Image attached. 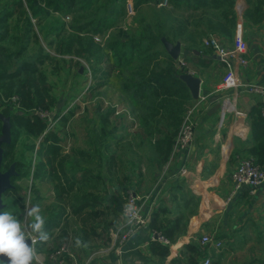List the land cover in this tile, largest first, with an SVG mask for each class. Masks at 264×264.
I'll use <instances>...</instances> for the list:
<instances>
[{
	"label": "rangeland",
	"instance_id": "obj_1",
	"mask_svg": "<svg viewBox=\"0 0 264 264\" xmlns=\"http://www.w3.org/2000/svg\"><path fill=\"white\" fill-rule=\"evenodd\" d=\"M12 3V0H0V14L11 8ZM23 8L7 21L8 37L0 43V47L3 46L0 50L3 53L0 54V71H12L22 61L37 57L40 64H36V73L26 72L19 78L0 80V112L15 118L11 120V130L18 136L13 149L4 147L6 152L2 170L6 171L10 165L16 166L17 161H21V167L15 170L23 173V176L14 180L12 185L27 204L21 208L13 198L7 197L3 199V210L23 218L25 210L30 208L29 203L37 201L46 220L53 215L52 210L58 205L53 190L54 181L51 178L34 179L32 176L41 163L44 150L56 145L59 153L67 156L70 175L81 177L85 171L88 173L87 181L78 184L76 195L90 194L92 203L104 199V206H109L108 214H105L107 220L102 227L99 226L102 215L97 213L90 216L88 226L92 230L86 235L80 221L69 216L60 228L51 232L42 251L35 248L37 255L34 263H55L56 251L64 246L66 250L62 257L65 264H92L94 258L90 254L109 244L108 219L114 213L115 199L120 198L125 203L130 191L145 192L153 181V174L163 169V165L159 167L153 163L156 153H152V144L149 140L147 143L145 133L139 126L138 115L132 113L129 99L119 90L120 82L116 75L107 80L99 78L100 70L108 65L106 60L111 57L108 43L122 31L135 32L134 25L141 20L151 24V31L155 35L159 31L158 24L163 25V29L173 27L178 32L182 21L187 26L181 40H178L181 42V53L177 60L181 63L185 52L195 60L193 47L202 51L208 48L210 51V46L204 41L206 38H214L228 46L232 43L241 12L231 11L228 5L217 10L178 11L172 9L169 0H163L160 5L144 4L141 10L136 11L134 0H128L126 13L116 16L113 27L105 26L93 33L89 28L81 29L88 16L76 11L50 13L39 23L32 19L33 26L28 27L30 14L26 0ZM195 25L198 27H193ZM130 26L132 29L128 28ZM21 47L24 49L18 57H14ZM224 75V68L219 66L216 77L222 80ZM39 77L44 79L45 85L39 81ZM25 78L32 81L33 92L35 87L46 89L47 106L28 107L24 101L18 100V91ZM9 106L10 111L7 110ZM107 112L110 119L102 124V116ZM22 117L31 125L21 122ZM42 125V131L37 132L36 128ZM112 126L119 128L116 133L118 141L102 134ZM99 130L101 134H97ZM140 141L143 143L141 147L137 144ZM80 153H85V156ZM112 154L115 155L112 159L115 166L110 170ZM144 175L149 182L143 180ZM104 176L107 182L102 184ZM76 238H80L87 247L83 244L76 247ZM250 242L247 239L246 245H234L227 240L222 249L206 252V256L210 255L211 262L219 264H250L256 259L255 253L258 257L264 256V240L256 246L254 254Z\"/></svg>",
	"mask_w": 264,
	"mask_h": 264
},
{
	"label": "crops",
	"instance_id": "obj_2",
	"mask_svg": "<svg viewBox=\"0 0 264 264\" xmlns=\"http://www.w3.org/2000/svg\"><path fill=\"white\" fill-rule=\"evenodd\" d=\"M234 9L241 12L238 25L242 28L244 53H231L227 60L220 59L211 47L210 51L208 48L193 50L195 60L186 52L183 54L181 63L201 79L200 97H205L195 99L187 108L189 111L194 107V142L185 150L171 152L162 171L153 174L148 190L143 193L135 191L146 196L145 213L162 206L168 211L169 218L179 213L184 205L183 198L195 196L197 207L188 218L186 232L169 244V254L165 262L160 263L158 243L163 242L151 239L150 218L148 225L135 231L126 242L121 241L125 203L120 198L115 199L114 213L108 219L109 244L90 254L94 258L92 264H168L171 259L186 253L185 247L191 243L210 252L200 242L204 234L229 240L234 245H246V240H251L252 254L264 240V183L255 192H250L246 187L235 189L231 180V173L238 163L248 157L257 144L256 137L264 136L261 127L254 123L264 98L252 93L248 87L264 85V0H235ZM226 47L236 51L235 37ZM240 56L246 59L245 64L240 63ZM219 66L225 71L228 68L238 70L244 85L221 89V79L216 77ZM145 178L144 175L143 180L149 182ZM102 180L105 184L107 177ZM104 203V199L93 203V208L102 215L99 222L102 227L109 207ZM254 255L258 257L257 253Z\"/></svg>",
	"mask_w": 264,
	"mask_h": 264
},
{
	"label": "trees",
	"instance_id": "obj_3",
	"mask_svg": "<svg viewBox=\"0 0 264 264\" xmlns=\"http://www.w3.org/2000/svg\"><path fill=\"white\" fill-rule=\"evenodd\" d=\"M12 2V7L7 8L0 14V43L8 37V19L24 7V0H12ZM127 2L128 0H26L30 14L27 23L28 27H32V19L39 23L50 13L68 14L76 11L88 16L81 24V29L89 28L93 33H97L105 26L108 28L115 25L116 16H123L126 13ZM162 2L163 0H134V9L139 11L144 4L160 5ZM169 4L172 9L178 11L217 10L226 5L233 11L235 0H169ZM162 26L158 24L159 31L155 35L151 31V24L141 20L140 23L134 25L135 32L131 30L128 32L122 31L120 35L113 37L114 39L108 43V49L111 53V57L106 60L108 65L99 72L100 80H107L114 74L116 75L115 78L120 82L119 90L129 99L132 113L138 115L139 126L145 133L147 143L148 140L151 142V151L156 153L154 160L152 159L153 163L159 167L166 163L173 151L187 108L195 101L189 88L179 77L180 74L188 71L187 66L172 58L161 40L162 37H166L172 43H174V39L175 42L181 40L187 25L185 22L180 21L178 32L173 27L166 30L161 28ZM131 27L128 28L132 29ZM193 27L197 28L198 26ZM22 48L24 49V47H21L14 53V57L19 56L21 50H23ZM1 49H3V46L0 47ZM192 50L199 49L193 47ZM39 60L37 57L31 61H22L12 71H0V80L19 78L26 72L36 73V66L40 64ZM38 79L45 85L44 79L41 77ZM31 83L30 79H24L18 91L20 94L18 100L24 101V104L28 107L47 106L45 98L48 94L46 89L35 87L33 92ZM7 110L10 111L11 107L9 106ZM109 115L110 113L107 112L102 116V124L110 119ZM12 119L15 120L14 117H11ZM20 121H25L26 125H31V122L25 120V118ZM254 123L261 127L264 133V117L261 108L257 112ZM42 128L43 125L37 127V132H41ZM1 129L2 126H0V132ZM118 130V126H112L107 133L102 132V134L118 141L119 139L116 136ZM11 133L10 143L4 144L3 148L13 149L17 143L18 136L14 135L12 130ZM98 133L101 134V131H97ZM256 139L258 142L252 147L251 154L248 157L251 156L257 161L264 162L263 134L258 135ZM141 141L137 142L139 147L143 144ZM55 146L53 145V147L44 150L41 163L32 176L34 179L39 177L41 179L51 178L54 181L53 190L58 205L53 208V215L46 220L45 231L50 237L54 229L60 228L69 216H74L80 221L82 231L88 235V231L92 230L88 226L89 217L96 215L99 211L89 209L93 206L90 194L76 195L78 184L87 181L88 173L85 171L81 177L76 174L70 175L68 173L67 156L61 155ZM5 152L4 148L3 157ZM80 154L85 156V153ZM114 156V154L110 156V163H112ZM112 166H115V163L110 164V170H112ZM18 167H21V161H17L15 168ZM22 174L18 171L11 178V183L21 178ZM7 197L13 198L21 208H24L27 204L24 199L19 197L14 186L3 194V199ZM183 200L184 205L180 207L179 213L170 218L167 216L168 211L162 206L154 208L151 212L150 226L168 239V243H158L160 263L165 262L169 254V244L176 242L186 232L188 218L196 211L198 199L195 196L191 195L188 199L183 198ZM36 204L37 201L29 203V206L32 207ZM44 245H46V242H38L35 248L37 251H42ZM185 248L186 253H181L171 259L168 264H201V258L206 256L205 248L192 243ZM255 258V261L250 264L264 261V258ZM210 264L219 263L212 261Z\"/></svg>",
	"mask_w": 264,
	"mask_h": 264
},
{
	"label": "built area",
	"instance_id": "obj_4",
	"mask_svg": "<svg viewBox=\"0 0 264 264\" xmlns=\"http://www.w3.org/2000/svg\"><path fill=\"white\" fill-rule=\"evenodd\" d=\"M205 43L210 46L215 54H217L220 59L227 60V57L231 53H236L237 51L239 53H244L242 50L244 47L243 39H242V28L241 25H238L236 29V35H235V48L236 51L230 50L226 45L218 42L216 39H205ZM241 64L246 63V59L240 56L239 59ZM181 64H184L183 62ZM244 85L241 81V78L239 76L238 70L234 68H228L225 71V75L223 76L220 88L221 89H236L240 86ZM249 90L254 93L261 95L264 98V85H257L252 84L248 85ZM205 97H198V100H203ZM193 108H191L187 113L185 114V117L182 121V124L180 126L178 135L176 137L175 145L173 152L176 153L181 150H185L188 147L192 145L195 139V126L196 121L194 120L193 115ZM261 113L264 117V100L262 101L261 106ZM231 180L234 184L235 189H241L243 187H246L249 189L250 192H255L257 187L264 183V162L257 161L254 157H245L243 158L235 168V170L231 173ZM145 198L146 196H141L137 194L135 191H130L126 197L125 204L132 203L135 206L136 209V218L132 220L131 223L128 222L129 217L125 216L123 208V216L125 218V224L123 226L122 232L120 233V238L122 242H126L131 235L137 231L138 229L148 225L149 218L151 212L145 213L144 211V205H145ZM132 214L130 213L129 216ZM152 240H159L163 243H168V239L164 237L160 232L156 230H152L151 234ZM40 242L37 240L36 244ZM200 242L203 247H206L208 250L212 251H218L222 249L224 245V241L222 239H218L214 237L211 234H204ZM35 244V245H36ZM34 245V246H35ZM65 247L62 246L60 249H58L55 253L56 255V264H65L63 255L65 253ZM201 264H210L211 259L210 255H207L200 260Z\"/></svg>",
	"mask_w": 264,
	"mask_h": 264
},
{
	"label": "clouds",
	"instance_id": "obj_5",
	"mask_svg": "<svg viewBox=\"0 0 264 264\" xmlns=\"http://www.w3.org/2000/svg\"><path fill=\"white\" fill-rule=\"evenodd\" d=\"M124 209V214L131 223L136 218L135 206L128 203L124 205ZM45 224L46 218L39 204L26 209L23 218L7 210L0 211V257H3L0 264H33L37 255L34 247L37 240L46 242L49 239ZM82 244V240L76 238V247L79 248ZM83 246L87 247L86 244Z\"/></svg>",
	"mask_w": 264,
	"mask_h": 264
},
{
	"label": "water",
	"instance_id": "obj_6",
	"mask_svg": "<svg viewBox=\"0 0 264 264\" xmlns=\"http://www.w3.org/2000/svg\"><path fill=\"white\" fill-rule=\"evenodd\" d=\"M161 40L168 54L172 58L178 59L181 53V42L177 41L176 43H172L166 37H162ZM179 77L183 82H185L193 98L198 99L200 95L201 79L189 71L180 74ZM0 120L2 121L0 135V211H2L4 207L3 194L13 186L11 183V178L15 176L17 172L15 170V164L10 165L9 169L6 171L2 170L4 152L3 145L8 144L11 141V118L10 116L4 115L0 112ZM29 243L31 244V240H29ZM0 259H3V257H0ZM3 263L6 264V262ZM33 264L36 263L33 261ZM256 264H264V261Z\"/></svg>",
	"mask_w": 264,
	"mask_h": 264
}]
</instances>
